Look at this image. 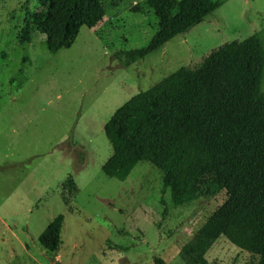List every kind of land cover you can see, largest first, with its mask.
I'll return each instance as SVG.
<instances>
[{"label": "rangeland", "instance_id": "374dc122", "mask_svg": "<svg viewBox=\"0 0 264 264\" xmlns=\"http://www.w3.org/2000/svg\"><path fill=\"white\" fill-rule=\"evenodd\" d=\"M218 1L202 22L127 66L117 54L146 46L158 29L146 0H102V20L55 53L39 32L18 40L35 0H0V264H189L182 248L227 196L176 202L163 180L173 172L184 189L200 150L183 138L164 168L140 161L120 180L102 169L112 154L105 126L135 94L198 68L227 42L255 34L264 49V0ZM69 176L73 194L63 186ZM58 215L62 243L53 253L39 237ZM205 258L257 262L224 236Z\"/></svg>", "mask_w": 264, "mask_h": 264}, {"label": "trees", "instance_id": "16d2710c", "mask_svg": "<svg viewBox=\"0 0 264 264\" xmlns=\"http://www.w3.org/2000/svg\"><path fill=\"white\" fill-rule=\"evenodd\" d=\"M35 1L33 11L26 8L18 40L30 42L39 32L46 36L52 53L70 48L82 26H94L105 15L102 0ZM146 2L158 18V29L146 46L117 54L127 66L189 31L221 6L218 0ZM263 77L259 36L227 42L198 68L182 67L135 94L105 126L112 154L102 169L120 180L140 161L164 168L183 138L200 150L201 158L189 167L184 189L173 172L163 180V190L169 189L176 202L222 192L227 196L182 248L181 256L189 264H209L205 253L220 236L256 258L255 264H264ZM63 186L70 194L76 190L72 176ZM63 223L64 216H56L39 237L50 252L60 248ZM155 262L164 264L158 258Z\"/></svg>", "mask_w": 264, "mask_h": 264}]
</instances>
